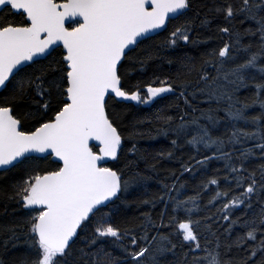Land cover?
<instances>
[{
    "label": "snow or ice",
    "instance_id": "obj_1",
    "mask_svg": "<svg viewBox=\"0 0 264 264\" xmlns=\"http://www.w3.org/2000/svg\"><path fill=\"white\" fill-rule=\"evenodd\" d=\"M193 7V0H0V90L11 86L8 96L0 98V172H18L11 193L4 195L28 210L25 224L0 225V236L7 234L5 247L15 244L21 235L25 237L30 255L21 264H101L103 258H107L106 264H159V255L177 247L173 238L187 244L185 264H264V165L259 166L257 178L256 171H249L243 163L256 151L264 157V0H220L214 11L226 25L239 19L241 24L250 20L257 26L243 32L232 26L220 27L229 41L206 53L198 69H188L198 72L194 86L188 81L177 85L171 77H154L144 85L146 91L139 85L125 87L128 54ZM9 14L22 19L9 20ZM208 22L205 17L201 24ZM191 32L192 21L186 19L173 25L163 44L175 47L178 42H189ZM245 36L258 37L254 51L252 41L243 43ZM240 52L246 57L237 62ZM148 59L150 53L139 60L142 68ZM250 85L254 91L240 97V90ZM165 94L177 96L186 108L182 115L158 117L167 125L159 131L175 134L173 148L183 138L197 152L201 146L211 151V156L196 160V166L213 158L228 161L224 180L242 189L232 195V188L217 190L209 199L213 206L217 200L223 201L220 219L229 222L225 229L229 237L237 224L246 229L231 243L222 245L216 237L214 247H209L211 241L204 232L215 236L208 223L213 218L198 216L200 191L180 199L185 184L178 178L170 185L162 183L152 200L141 201L152 207L159 202L164 208L156 220L145 214L139 231L114 224L111 212L96 215L149 178L138 170L144 157L136 143L128 148L136 160L125 165L137 169L132 176L125 178L123 170L107 166L109 160L121 156L125 142L112 102L121 98L146 105ZM198 95L210 105L207 109L192 106L189 96L195 99ZM25 99L30 103L21 108L20 101ZM33 105L35 111L30 110ZM257 105L260 111L249 114ZM187 109L199 116L186 120ZM221 111L224 118L219 116ZM225 118L227 131L213 135L211 129ZM174 121L178 123L173 127ZM241 121L250 127H240ZM128 138H145V134L136 130ZM251 140L259 143L239 150L237 167L232 163L233 152L225 149L235 150L236 145ZM158 155L171 157L172 152ZM182 169L191 173L193 165L186 162ZM209 185L219 189L220 181L206 179L200 188ZM254 203L258 213L246 220L233 219L234 208L243 205L252 209ZM93 219V235L84 238L85 247L78 248L80 233ZM18 228L26 230L17 232ZM149 229L156 234H150ZM104 238L122 250V259L97 247ZM249 239L258 242L245 256H227L233 246L240 248ZM0 264L4 262L0 260Z\"/></svg>",
    "mask_w": 264,
    "mask_h": 264
},
{
    "label": "trees",
    "instance_id": "obj_2",
    "mask_svg": "<svg viewBox=\"0 0 264 264\" xmlns=\"http://www.w3.org/2000/svg\"><path fill=\"white\" fill-rule=\"evenodd\" d=\"M220 3V0H193V9L186 12L185 15L180 16L178 20H172L167 28L148 39L142 40L138 47L128 55L131 57L129 61L125 63V68L128 69L127 76L125 78V87L128 89H134L139 85L142 91H146L144 85L153 81L154 77H159L163 80L165 77H171L177 85L184 81L191 82L194 86L198 80V72L188 69L195 66L197 69L201 66L202 60L206 58V53L212 49L218 48L223 43L229 41V37L219 31L220 27L232 26L235 29L243 32L244 29L257 25L254 21H245L243 24L237 19L232 25H226L222 20L220 14L214 11L215 7ZM3 16V13H0ZM207 17L208 23L201 24ZM9 20L19 22L22 17L12 16L9 14ZM186 19L192 21V32L190 33L189 42H178L177 46L169 47L163 44L164 40L168 37L172 31L173 25L181 24ZM192 41H198L193 43ZM253 42V51L255 50V44L258 42V37L245 36L243 43ZM59 51V49H58ZM151 54V59H148L145 66L142 68L139 60L144 59L147 54ZM246 57V53L240 52L238 54L237 62L242 61ZM171 61V62H169ZM46 63V61L44 62ZM264 63V60H261ZM253 74H256V70H252ZM11 90V86L8 89H4L0 92V98L8 96ZM192 88H189V92ZM254 91V88L250 85L247 88H242L239 92L240 97H246ZM192 100V106L197 109H207L210 105L206 102H201L202 97L197 96ZM30 102L25 99L20 101L21 108H26ZM178 105V106H177ZM217 105L215 102L211 107L215 108ZM116 112L117 123L120 127L122 135L125 136L124 151L116 161H111L107 166L118 168L123 170L125 178L132 176L137 169H130L125 167L130 161L136 160V154L128 151L132 143H136L137 148L141 151L144 159L138 162V170L144 172L147 180L142 181L139 185L130 189L129 193L117 200L115 205H108L103 209L102 213H97V217L103 213L111 212L112 222L119 226L135 227L139 231V225L145 222V214H150L153 220L158 219L159 214L163 211L164 205L157 202L155 207L151 204L142 203L141 201L152 200L154 196L161 190L163 184H171L173 180L178 178L179 182L185 184L182 189V195L180 199H184L188 196H195L197 191H200V200L198 204L200 210L198 216L200 218H206L211 216L212 221H208L212 225V231L215 232V236L204 232L207 235L211 244L209 247H214L216 243V237L220 238L221 244L231 243L235 241L238 236H243L246 229L237 224L233 230L231 237L225 229L228 226V221L220 219L219 209L221 208L222 200H217L215 205L209 203V199L214 195L215 191L233 189L230 195L233 193L238 194L242 189H235L234 182H225L224 177L228 175L229 169L227 167L228 161L224 159L213 158L205 163L203 166H196L195 161L200 160L203 156H211V151H205L201 146L199 152L196 151L194 146L186 143L185 139L181 138L177 141V146L173 148L171 140L176 139L173 132L169 131L168 135H164L159 129L167 127L163 119H158L161 116H178L182 115L186 106L183 101L177 96L171 94H165L164 98L157 97L153 102L149 104H138L135 101H113L111 104ZM35 111L33 105L30 109ZM189 115L185 116V119H192L199 116V112H193L191 109H187ZM259 106L248 110L249 114L259 112ZM219 116L224 118L225 113L219 112ZM178 121L173 122V127ZM201 123H205L201 120ZM226 118L222 119L220 124L211 131L213 135H220L227 131ZM31 123L26 125L30 127ZM240 127H250L245 125L243 121L239 122ZM145 134V138H137L135 140L129 139V135L134 131ZM259 143L257 140L248 141L243 145H236L235 150L231 147L226 148V151L233 152L232 163L237 167L239 166V150L241 148L252 147V145ZM172 152V156H165L161 158L158 153L160 152ZM191 163L193 165V171L191 173L183 172L182 164ZM155 163V169L149 168L148 165ZM245 168L249 171H256L257 178H259V166L264 165V157H262L259 151H256L255 155L249 156L248 159L243 161ZM175 173V176L172 174ZM247 172L244 173L247 176ZM218 178L220 181L219 189L216 185H209L207 188L201 190L200 186L202 182L210 178ZM19 179V174L15 170L9 173L0 172V225L4 224H25L28 218V210L21 207L16 201H10L6 198L4 193H11V186ZM259 212L257 204H253L252 209H246L245 206H239L232 210V217H241L242 220H246L253 213ZM244 213H247L245 215ZM171 211L169 210V215ZM215 221V223L213 222ZM95 227V219L90 221L87 227L80 233V239L78 241V248L85 247L84 238L91 237ZM26 229H17V232H23ZM162 231H167L163 229ZM150 234L155 235V231L149 229ZM7 238L5 233L0 236V260L4 264H21L23 259L30 255L29 246L23 241L25 237L21 235L20 240L13 244L10 242L7 247L4 246L3 240ZM259 239V237H258ZM173 242L177 244L174 251L166 252L157 257L159 264H185V254L189 253L187 244L179 239L173 238ZM258 241L247 240L240 248L233 246L232 251L227 253V256H245L249 247L253 246ZM205 243L204 240L201 241ZM97 247H103L106 251H110L114 256L123 258L122 250L113 246L112 242L108 238H104L98 241ZM221 252H224V248H221ZM79 256V253H76ZM191 260V254L188 257ZM107 258L101 260V264H106ZM90 264V261L88 262Z\"/></svg>",
    "mask_w": 264,
    "mask_h": 264
},
{
    "label": "water",
    "instance_id": "obj_3",
    "mask_svg": "<svg viewBox=\"0 0 264 264\" xmlns=\"http://www.w3.org/2000/svg\"><path fill=\"white\" fill-rule=\"evenodd\" d=\"M167 26H168V25H166L165 29L167 28ZM165 29L157 30V32H158V33H161V32L164 31ZM154 35H156V34H150L149 37L154 36ZM3 90H4V89L0 90V92L3 91ZM116 100L119 101V102H123V101L121 100V98H116ZM135 102H136V101H135ZM92 143H93V144H96V143H98V142L93 141ZM110 162H111V160H109V163H110ZM109 163H108V164H109ZM109 205H110V204H109Z\"/></svg>",
    "mask_w": 264,
    "mask_h": 264
}]
</instances>
